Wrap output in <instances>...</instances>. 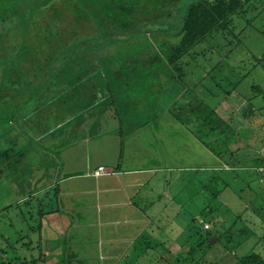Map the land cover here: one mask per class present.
Masks as SVG:
<instances>
[{"label":"rangeland","instance_id":"1","mask_svg":"<svg viewBox=\"0 0 264 264\" xmlns=\"http://www.w3.org/2000/svg\"><path fill=\"white\" fill-rule=\"evenodd\" d=\"M21 8L17 6V1L0 0V18L3 17L0 24L3 22L12 25L15 22V25L18 15L10 12L21 11ZM153 31L155 30L147 34L142 31L139 36L150 41L149 39L157 34V31ZM172 31V26H169L161 37L166 34L165 38L171 41ZM132 41H125V46L130 47ZM139 41L142 39L135 42ZM140 44L138 57L141 62L137 65V56L134 55L137 46L132 47L130 52H117V56H125L120 63L117 60L107 61V64L115 65L112 68L119 74L110 79L115 87H118L113 94L116 105L111 111L114 117L122 119L126 112L135 122H152L156 118L153 116L158 115L159 103L163 105L174 96L184 93L179 100L181 102L187 99L194 101L199 97L208 106L213 107L230 89L235 88L240 94L248 97L257 110L251 117V126L255 128L253 138L246 146L235 151H228L226 144L221 143L217 137L215 140L210 139L220 153L219 156L213 154L216 161L208 164L200 160L203 154L199 148L200 141L193 131L187 132L185 127L188 126L182 122L184 124L181 123L180 126L183 130L180 127L176 135L183 139L184 156L164 155L165 149L161 144L163 141L157 139L160 136L158 134L153 135L157 140L149 146V151L133 158L132 165L137 170L145 166L149 171L144 173L146 182L140 183L137 180L127 189L131 203L138 202L140 207L139 210L135 208L136 212L132 218L129 209L121 213L115 205L103 208L100 202L93 205L94 199L89 200L88 204L86 194L89 197L96 195V189L90 191L88 188V181L84 182L86 185L74 181H67V185L61 182L59 190L67 194V201L58 200L57 205L66 211L52 216L50 215L53 211L47 212L38 217L39 208L48 207L47 203L50 202V194L46 192L49 190L50 193L51 187L56 183H46L43 172L44 168H47L48 158L53 157L56 162L51 168L56 169L57 174L60 171L59 177L64 179V175L68 173L65 167L62 171L60 169V160L63 159L61 152H57L58 157L54 156L59 150L54 145L59 141H54L53 134L40 137L43 134L48 135L47 129L56 122V118L59 120L64 117L66 101L60 93L56 100L50 97L55 86L51 85L47 90L46 86H40L41 89L30 93L31 98L26 102V106L31 108L34 99L39 109L32 111L27 121L20 124V117L16 113L19 102L11 100L12 97H17L15 88L7 85L4 90V85L0 93V264L7 260L10 264H60L66 254L71 252L74 257L66 260V264H115L122 252H111L108 247L128 246L131 243L129 239L133 237V244L126 253L129 254V261L137 257V264H160L162 261L154 257L156 253L163 255L166 263L171 264L180 249L190 250L197 238H204L199 248L194 249L193 258L201 259L197 264L212 260L214 262L209 264H234L235 258L254 251L264 256V166L258 165L257 170L260 173L255 170L258 159L264 158V0H249V4L231 16L230 24L227 22L223 29L213 31L192 46L177 62L181 70L175 69L166 61H160L158 56L154 59L155 52L146 41ZM119 46L118 43H113L109 48L104 45H93L90 48L92 54L108 57L116 53ZM6 48L7 46L4 49ZM88 62L90 65L100 63ZM57 64L58 61L52 60L50 70L56 71ZM122 66L129 68L127 72L120 70ZM47 70L49 68L43 69L45 74ZM102 76L107 79L105 71ZM42 80L44 76L38 81ZM59 87L60 83L57 81V90ZM68 97L67 105L70 101ZM113 98L109 93L104 96L105 101H110L111 104ZM126 104H129V108L123 110L122 107ZM105 108L108 109L107 106ZM259 121L263 122L260 127ZM186 122L190 123V120ZM18 127L32 135L37 144L48 151H41L39 148V156H18L15 153L19 145L18 132L21 131ZM60 129L58 132H61ZM62 129L64 132L63 126ZM37 133L39 134L36 135ZM57 136L63 138L64 134ZM209 136L211 135L204 134L203 138L207 140ZM73 144L74 153L78 151L79 156L78 159L71 157L67 169L80 170L83 163H97L101 159L103 163H107L108 148L103 155L102 150H97L101 147L100 144L89 145L90 148L81 141H74ZM109 144L108 142L105 145ZM46 153L50 156L46 157ZM120 159L123 162L124 153H121ZM34 165L36 167L31 169ZM25 169H31L30 172L26 171L28 176L23 174ZM103 170L99 173L92 170L87 174L98 176L109 173L105 168ZM65 178L68 176L65 175ZM89 179L94 180L91 177H88ZM144 192L150 194V197L141 201L138 196ZM53 193L54 191L51 192ZM42 198L45 203L41 205ZM107 207L115 209L118 215L114 216L112 211L109 215ZM203 207L211 212L202 214ZM141 213L146 217L143 226L138 220L143 215ZM102 214L104 219L100 218ZM116 221L135 222L137 226L134 230L140 228L141 237L132 234L131 238L124 236L120 240H108L107 237H114L120 232L113 226ZM124 232L127 234L130 231L121 233ZM143 239L154 246L147 248L146 253L143 252ZM78 245L81 246L79 250ZM77 257H84V262H79ZM121 260V264L127 262L125 258Z\"/></svg>","mask_w":264,"mask_h":264},{"label":"trees","instance_id":"2","mask_svg":"<svg viewBox=\"0 0 264 264\" xmlns=\"http://www.w3.org/2000/svg\"><path fill=\"white\" fill-rule=\"evenodd\" d=\"M13 1H17V6L22 7V10H13L10 12V14L16 13L18 15L16 20L17 25H14L15 22L12 25H7L3 22L0 24V93H2L1 90L3 89L1 88L4 85V90L7 85L15 88L14 92L17 94V97H12L11 100L19 102L17 114L22 109H25V111L30 110L26 109L29 107L26 106V102L29 100V97L31 98L30 93H33V91L35 93L41 89L40 86H46L45 90L51 87V85L57 88L58 81L60 83V90L68 69L70 72H73L74 84L71 95L68 92V98L72 97L76 102L82 99L87 101L93 95L102 96L103 94L105 96L107 93H110L109 91L112 90L111 87L114 85L110 79L119 75L112 68L115 65L107 64V61L113 62L117 60L119 62L125 56L119 57V55L117 56V52H130L132 47L137 46L134 54L137 56L135 59L137 65V63L141 62V59L138 57L140 53L138 47L140 48V43L144 41L153 48L155 52L154 59L158 56L157 58L160 61H166L169 65H173L175 69L181 70V66L177 62L184 53L189 51L192 46L202 40L206 35L220 28L223 29L224 24L227 22L230 24L231 16L249 4V0ZM21 14L23 16L20 17ZM0 19L2 20L3 17ZM169 26L173 28L171 41L165 38L166 34L161 37L164 34L163 31L166 32ZM151 30L157 31V34L152 36V39H149L150 41L139 36V33L142 31L147 34ZM130 39L133 40V43L130 47H126L125 41ZM138 39H142V41L136 43L135 41H138ZM113 43H118L120 45L119 49L116 50V53L108 57L91 53L92 48L90 46L104 45L109 48ZM5 46H7L6 49H4ZM52 60L59 62L56 65V71L50 70L52 68L50 65ZM48 61L49 64L46 65ZM88 61H99L100 63L90 65ZM43 67L49 68L47 74L44 73ZM127 69L129 68L123 67L120 70L127 72ZM103 71H105L107 79L105 76H102ZM41 76H44V80L38 81ZM51 81L52 83H50ZM97 81L99 83L103 82L104 86L100 88ZM123 84L125 85L126 81ZM53 95L55 94L53 93L51 96ZM183 95L184 93L176 97L174 96L172 98L173 101L171 99L168 100V111L179 122H184L194 132L201 143L200 149H202L203 154L200 156L203 161H209L214 155L219 156L220 153V150L215 148L213 141L211 142L210 139L215 140L217 137L221 143L226 144L225 148L228 151H235L246 146L248 141L253 138L255 128L251 126V117L257 110L254 108L250 99L240 94L235 88L230 89L217 105L213 107L208 106L199 97L195 98L194 101L187 99L181 102L179 100ZM32 106H36L34 99ZM186 120H190V123L186 122ZM261 123L263 122L259 121V127ZM17 126H19L18 123ZM19 129L23 132L21 134L25 133L24 135L26 136L27 142H29V147L36 148L37 150L40 148L42 149L41 151H48L42 145L37 144L38 142L34 137H31L32 135L29 134V136L24 129L22 130V128L18 127ZM204 134L211 136L206 140L203 138ZM119 143L118 164H120L121 160V139ZM205 147L210 149V151ZM17 150L19 151V155L26 153L24 148L20 146H18ZM4 153L5 151L3 155ZM46 154L50 156L48 153ZM54 156L58 157L59 155L55 152ZM60 161H62L60 165L62 171L65 161L64 159ZM118 164L117 166H119ZM259 164L264 166V158H259L255 166V170L260 173L257 170ZM52 168L49 171L47 166L44 176H46L47 182L53 181L56 183L51 187L50 193L48 192L49 188L47 189L48 191L46 193L50 194L48 199L50 202L47 203L48 207L45 206L42 208L41 206L39 208L37 212L38 217H41L42 214L47 212L66 211L60 205H57L60 191L59 180L63 177H59L60 171L57 174L56 169L52 170ZM48 177L50 178L48 179ZM52 191H54L53 194H51ZM44 203L42 198L40 204L42 205ZM135 205L140 209L137 204ZM203 212L210 213L211 211L203 207L202 214ZM118 229L117 231H120L118 234L116 233L115 235L114 233V237H107V239L110 241H114V239L120 240L124 236L125 238H131L130 233H121L124 230L122 228ZM139 229L133 230L136 237H141ZM200 231L199 228L198 232ZM186 239L188 240V238ZM203 239L197 238L196 242H194L188 251H182L180 249V252L174 257L171 264H197V262H201L199 258L194 259L193 254L194 249L199 248L201 242L204 241ZM129 240L131 243L128 246L118 245L108 247L111 252H122L115 264H121L122 258L127 260L125 264H137V257L133 258L132 261H129V258H127L129 254L127 255L128 252L126 253V251L133 244L134 237ZM103 241L108 244L110 243L107 240ZM141 241L145 244L144 253H146L147 248L154 247L149 241H145L144 239ZM80 247L78 245V250ZM73 257V252L66 254L65 259L63 258L60 264H66V260L72 259ZM154 257L158 261H162L160 264H168L163 255L156 253ZM76 259H80L78 260L79 262H84V257H77ZM210 262L212 263L214 261L212 260ZM210 262H202L201 264H209ZM1 264H10V261H2ZM104 264L108 263L104 262ZM234 264H264V256L254 251L251 254H243L235 258Z\"/></svg>","mask_w":264,"mask_h":264},{"label":"crops","instance_id":"3","mask_svg":"<svg viewBox=\"0 0 264 264\" xmlns=\"http://www.w3.org/2000/svg\"><path fill=\"white\" fill-rule=\"evenodd\" d=\"M54 82L56 83L55 79H54ZM97 83H99V81H97ZM73 85H74L73 84V72L72 71L67 72L64 83L62 82L61 89L57 90V88H54L53 93L55 95L50 96L52 99L55 98L56 100L58 93H60L65 98L66 103H65V108H64L65 112L63 114L64 117H62L59 120L56 118V122L50 125L47 129L48 135L47 134L40 135V137H44V136H51V134H53L52 136L54 137L53 138L54 141L55 142L59 141L57 144L55 143L54 146L55 148L59 149L56 152L58 153L61 152V155L65 161L63 167H65L66 170H68V173L65 174L68 176V178H65V175H64V179H60L59 184L61 182H64V184L67 185V181L68 183H71L72 181H74L76 183H80L81 185H86L84 184V182L88 181L89 184H87V186L89 189H91L90 191L96 189L95 191L96 195L92 194V196L89 197V195L86 194V197H88V204H90L89 200L94 199L95 203L93 205L100 202L101 204H103V208L108 205H115V207L117 206V208H119L121 213H123L124 210L129 209V212H131V218H132L133 214L136 212V209H138L135 204L138 205L139 203L138 202L131 203L132 201H131L130 193H127V189L131 188V186H133L137 180L140 183L146 182L147 178L145 177L144 173L149 171L148 169L145 168V166L137 170L135 166L132 165L133 158L149 151L148 150L149 146L152 145V143L154 144V142H156L157 139L163 141V143L161 144H162V147L165 149L164 155H167L168 157L169 156H172V157L184 156V146L182 145L183 139L182 137L176 135L178 134V129L180 127L182 129V126H180L181 122H179L168 111V105H169L168 101L164 102L163 105L159 103L160 106L157 107L158 115L153 116L156 118L152 122H146L145 120L135 122L134 120L130 118L129 115L126 114V112L124 113V116L122 117V119L121 118L117 119L116 117L112 115V111H111L114 108L113 106L116 104L114 102L111 104V102L105 101L103 94H102L103 99H102V96L93 95L87 101L82 99L81 101L79 100L75 102L74 99L70 97V101L68 103L69 105H67V95H68V92H70V95H71L72 93L71 90H72ZM98 86L100 88L101 86H104L103 82L99 83ZM111 89L112 90L109 91L110 92L109 94H111L113 98V94L116 93L118 87H115V84H114L112 85ZM106 106L108 109L105 108ZM122 108L123 110H127L129 108V104L124 105V107ZM28 109L30 110L28 111H25V109L19 110L18 115L20 117V120L18 121L20 124H24L27 121V118L30 115V113L32 111L39 109V107L36 105ZM115 110H117V108H115ZM74 123L77 125L75 126ZM34 124L35 123H32V125ZM62 126L64 128V132H62L63 130ZM58 129H60L61 132H58L59 131ZM185 129L187 130V132L190 133L189 127L187 128L185 127ZM35 130L37 129L35 128ZM38 134L39 133H37L36 135ZM62 134H64V137L58 138L57 135H62ZM158 134L160 135L158 136L159 138L156 139V137H153V135H158ZM191 134L193 133L191 132ZM18 135H19L18 137L19 145L18 146L24 148V151H26L25 154L19 155V151L15 150V153L18 156L26 157L29 154H32V155L37 154L38 156L40 155L39 150L33 147H29V144H28L29 142H27L26 136L24 134H21L20 132H18ZM120 139L122 141L121 153L122 154L124 153V160L123 162L120 161V164H118L117 158H118L119 147H120V143H119ZM74 141H81L87 147H89V145L97 146L100 144L101 147H99V149L97 150L99 151L102 150L101 154L103 155L106 153L107 148H108V153L106 155L107 163H103V159H101V160H98L97 163L91 164V161L89 162V164L83 163L81 165L80 170L78 169L75 171V170H72L71 168L67 169L68 161L71 159V157L75 156L78 159V156H79L78 151L77 153L76 152L74 153V148H75L73 144ZM108 142L110 144L106 146L105 144H107ZM25 146H26V149H25ZM199 152L201 154V151ZM215 161H216V157L213 156L209 161H204V162L208 164H213V162ZM47 162L48 163L46 164L50 171L51 167H54L56 165V162L54 161L53 157H49ZM117 164L119 166H117ZM98 165H102L106 170L109 171V173L100 174L98 176H92L90 174H87L89 171L94 170ZM33 167H36V166L34 165L30 168L32 169ZM23 168H25V166ZM31 169H29L28 171L26 169L23 170V172H25L23 174L25 175L29 174V173L26 174V171L30 172ZM43 173H45V171ZM88 177H91L94 180L92 179L88 180ZM49 178L50 177H48V179ZM51 182L49 181L46 183L51 184ZM46 185H49V184H46ZM65 196H67V194L65 192H62V190H60L59 195H58L59 200L63 199L67 201ZM138 197L141 198V201H142L150 197V194L144 192L140 194ZM118 203H120L121 205ZM111 208L107 207V210H106L107 213L111 215L110 212L112 211V214L114 216L118 215L115 212V209H111ZM59 212L61 211H55L50 216L56 213H59ZM126 212L128 211H125V213ZM102 216H104V214H102L100 218H102ZM142 217H144V219ZM138 220L142 222V225H144L146 217L143 214L141 216V219L138 218ZM68 225L69 224H67V226ZM113 226L117 228V230H119L118 228H122V229L124 228L125 229L124 231L128 230L131 232V235H132L134 234L133 230L134 228H136L137 225L135 222L117 223L116 221V224L114 223Z\"/></svg>","mask_w":264,"mask_h":264},{"label":"built area","instance_id":"4","mask_svg":"<svg viewBox=\"0 0 264 264\" xmlns=\"http://www.w3.org/2000/svg\"><path fill=\"white\" fill-rule=\"evenodd\" d=\"M103 168H104V167H103L102 165H98V166L94 169L93 172H94V173H99V171L102 172V171H104Z\"/></svg>","mask_w":264,"mask_h":264}]
</instances>
